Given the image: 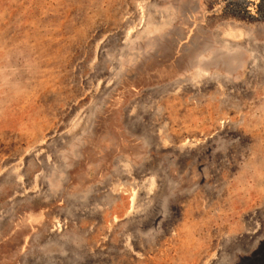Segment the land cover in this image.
Here are the masks:
<instances>
[{"label": "rangeland", "instance_id": "obj_1", "mask_svg": "<svg viewBox=\"0 0 264 264\" xmlns=\"http://www.w3.org/2000/svg\"><path fill=\"white\" fill-rule=\"evenodd\" d=\"M0 264H264V0H0Z\"/></svg>", "mask_w": 264, "mask_h": 264}]
</instances>
